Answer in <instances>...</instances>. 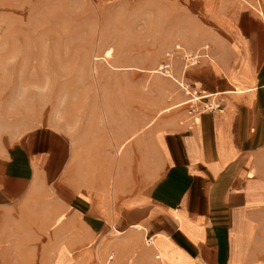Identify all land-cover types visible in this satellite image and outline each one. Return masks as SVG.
<instances>
[{"label":"crops","instance_id":"0c3cea01","mask_svg":"<svg viewBox=\"0 0 264 264\" xmlns=\"http://www.w3.org/2000/svg\"><path fill=\"white\" fill-rule=\"evenodd\" d=\"M223 2L184 53L207 49L191 82L220 108L128 128L118 153L51 124L0 137L2 263L264 264V0Z\"/></svg>","mask_w":264,"mask_h":264},{"label":"rangeland","instance_id":"374dc122","mask_svg":"<svg viewBox=\"0 0 264 264\" xmlns=\"http://www.w3.org/2000/svg\"><path fill=\"white\" fill-rule=\"evenodd\" d=\"M223 4L0 0L2 141L51 124L89 149L110 141L118 153L128 128L133 135L151 132L181 113L191 114L186 90H198L191 68L205 57L203 49L193 65L185 57L191 52V18L216 27ZM111 254L110 264H116L113 252L81 264H105ZM23 260L18 264H76L60 258ZM0 264L13 263L0 259Z\"/></svg>","mask_w":264,"mask_h":264},{"label":"built area","instance_id":"2783aa9c","mask_svg":"<svg viewBox=\"0 0 264 264\" xmlns=\"http://www.w3.org/2000/svg\"><path fill=\"white\" fill-rule=\"evenodd\" d=\"M205 50H207V49H205ZM199 57L200 56H195L194 59L199 58ZM194 64H195V62H194ZM186 94L190 96V98L188 100L191 103V112H193V113L199 112L200 110H203V109L214 110V109L220 108L219 103L207 101L208 98H206L205 95L200 94L197 90H194V91L192 89L186 90ZM148 243H151L150 239H149ZM112 259H113V255L109 256V258L105 264H110V261Z\"/></svg>","mask_w":264,"mask_h":264},{"label":"bare ground","instance_id":"6f19581e","mask_svg":"<svg viewBox=\"0 0 264 264\" xmlns=\"http://www.w3.org/2000/svg\"><path fill=\"white\" fill-rule=\"evenodd\" d=\"M178 48H181V47L178 46ZM195 56H199V55H194V56H191V55H189V54H186V55H185V57L187 58V61H191V65L194 64L193 59L195 58ZM187 67H188V65L185 66V68H187ZM187 102H189V100H188Z\"/></svg>","mask_w":264,"mask_h":264}]
</instances>
